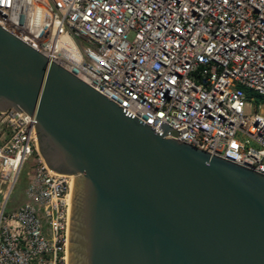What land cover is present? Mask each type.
I'll return each instance as SVG.
<instances>
[{"label": "built area", "instance_id": "built-area-1", "mask_svg": "<svg viewBox=\"0 0 264 264\" xmlns=\"http://www.w3.org/2000/svg\"><path fill=\"white\" fill-rule=\"evenodd\" d=\"M0 27L158 133L264 174V0H0ZM35 129L0 113V264H67L74 177L48 169Z\"/></svg>", "mask_w": 264, "mask_h": 264}, {"label": "water", "instance_id": "water-1", "mask_svg": "<svg viewBox=\"0 0 264 264\" xmlns=\"http://www.w3.org/2000/svg\"><path fill=\"white\" fill-rule=\"evenodd\" d=\"M9 110L74 177L67 264H264V174L158 133L0 27Z\"/></svg>", "mask_w": 264, "mask_h": 264}, {"label": "rangeland", "instance_id": "rangeland-1", "mask_svg": "<svg viewBox=\"0 0 264 264\" xmlns=\"http://www.w3.org/2000/svg\"><path fill=\"white\" fill-rule=\"evenodd\" d=\"M249 97L255 98V102L253 104L256 107L258 105H262V107L264 108V98H259L253 94H251ZM250 112L251 111H249V113ZM35 165H36V157L35 156L31 157L29 160L26 161V163L22 169V172L19 176V181L17 183V186L15 187V191L11 197V204H10L11 209H14L16 207V205L23 203L24 192H25V189L28 185L29 176L31 175L32 170H33Z\"/></svg>", "mask_w": 264, "mask_h": 264}]
</instances>
